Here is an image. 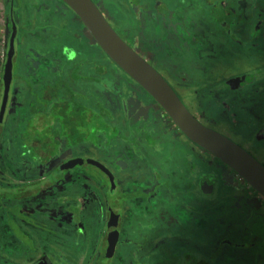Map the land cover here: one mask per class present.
Instances as JSON below:
<instances>
[{"label": "rangeland", "instance_id": "rangeland-1", "mask_svg": "<svg viewBox=\"0 0 264 264\" xmlns=\"http://www.w3.org/2000/svg\"><path fill=\"white\" fill-rule=\"evenodd\" d=\"M93 1L95 4L102 6L103 9H105L106 5L109 7L108 13H112L114 16H109L110 20L112 21L111 24L120 35L121 32H124L128 37L127 39L130 37L128 30L131 27L139 26L137 21L138 19L135 18L137 11L135 12V10L131 9L126 4V7H120L123 0ZM203 1H205V4L195 3L193 4V8V6H190L191 3H194L193 0H142V5L148 10L142 12V14L145 16L143 18L141 17L142 21L145 24L147 23L146 30L152 29V33L155 34L150 39L149 50H151L152 53L155 52L151 46L152 44L154 45L153 40L155 43L161 46L162 42L158 38L163 37L165 32L164 27L162 28V25L159 22L161 16L156 15L153 12L149 13L150 10L156 12V7L158 6L157 3L160 2L167 8H170L172 11H174L177 18L183 21V24L187 26V29L194 34V41L195 39L203 40L204 42H211L212 45V48H210L211 45L208 44L204 47L197 45L196 47L191 46L189 51L185 50L181 52L175 50L177 46L176 44H173L172 47L174 49H171V51L168 52L172 56V58L169 59V63H163V67L160 64L152 65L157 71H162L161 73H163L164 77L171 83L175 91L178 94L180 93L187 108L204 125L207 124L205 122L206 119L201 115L200 111L206 112L211 116L214 114L217 115L218 111L216 110V107L213 106L212 102L215 97L218 96L217 93H221L225 87V85L222 83V81H225V79L218 81L215 80L224 78L226 76H231L235 71L244 68L246 70L247 67H249V72H245V75H247L244 78L245 84L237 93L224 90L226 100L223 101H227L228 105L227 120L223 123L220 122L219 128L217 129L219 130L218 132L223 135L226 134L229 137L232 135L230 138L237 144L242 145L246 150L250 149L254 152H258V155L256 156L258 159H261L260 157L264 158V149L256 138V131L259 128V124L248 125L247 120H245V117L250 115V113L245 112V108L251 109L249 107H251V104L255 102L264 103V94L258 97H255L254 94H252L254 96L252 98L246 94L249 92L247 85L250 83H255L257 87L261 85L263 91L264 85L263 82H259L255 79L259 75V72L257 71L258 64L245 63V58L248 54L247 50H251L246 48L247 45L251 46L252 49H256L258 53L259 51L264 53V0H232L234 2V6L238 10H242L244 7L243 1L245 2V8L243 9L244 12L242 13L244 14V22L240 16H238L239 18H229L232 20V22H230L228 32L222 31L217 34V37L209 36L208 29L217 30L219 25L217 24V26L214 23L216 22V18L213 17V12L210 10L211 5L207 6V1ZM226 1L229 2L231 0ZM21 2H24V4ZM34 4L39 6L37 10L34 9ZM217 4H219V0H216V5ZM24 7L25 10H23ZM11 11L14 12L15 20L19 23L23 14H25L28 19L31 15L33 19H26L25 24L30 23L31 21L34 22L33 26L31 23L29 26H25L27 30L32 29L33 35L35 37L33 41L31 38H29V41L27 40V42L22 44V34L17 37V51L15 58V61L17 60L16 67L21 60L26 59V55H23L25 50L27 53L28 49L29 53L27 54H30L34 57L38 56L36 51H34V48L32 49L31 47L35 46V48H38V50L43 54H46L48 56L47 59L50 60L52 55H56L57 53L61 55L64 53L66 49L60 47L61 45H64V43H66V45H73L77 42V40L73 37V27L77 26L76 23H73L72 21L70 23L67 20L65 21V18L57 16L58 14H56L51 0H16L15 8L12 7V9H8L7 14L3 15L2 9L0 11L1 41L3 36L2 31L5 34V43L2 48H0V53L2 52V54H8V45L12 33V29L9 26V23H11L9 14ZM105 11L107 10L105 9ZM127 14H130V17ZM142 14H140V16ZM155 15L158 20H156ZM54 16L55 19H53L51 22V19L52 17L54 18ZM35 18L39 19L38 23L36 22ZM60 18L62 21H57ZM44 21H47L46 25H44ZM53 24L55 32L52 30L53 27L51 25ZM21 25L22 24L20 23V26ZM259 25H261L260 31L256 30L255 28H259ZM45 27L48 30L49 40L51 43L47 47L42 48V46L39 44V40L46 36L41 34L40 30H45ZM60 29L63 32L62 38L56 33ZM121 37L127 42L126 38H124L122 35ZM42 42L47 44L48 38ZM83 45L84 47L87 46L85 42H83ZM95 46H97L96 43L92 42V44L88 46V52H85V49H83L84 53H86L89 57L93 56L95 53ZM243 48H245V55L242 53ZM189 52L194 54L189 56ZM155 53L158 55L160 51L158 50ZM160 54L163 55L162 52ZM23 56L25 57L22 59ZM148 57L151 60L153 59L151 54H149ZM257 58L251 56V61H256ZM162 59L163 58H161V60ZM4 60L5 57L0 56V77L1 71L5 67ZM194 60H197L196 65ZM262 60H264V58H260L259 61L261 62ZM99 66L101 69H103L101 64H99ZM175 66L182 70L180 75H177L176 72H173L175 71L173 70ZM16 67L14 71L16 70ZM58 69L60 70V75L56 76L57 79L66 77L64 73L66 72L67 67L65 65H61L58 66ZM166 69L168 70L167 73H165ZM46 70V66L42 64L40 69H35L34 76H28L24 73H21L22 76H26L23 81V92H32L34 87L38 88L36 97L33 96L32 98L30 97L31 95H29L27 98V103H30L31 101L33 103L31 105L27 104L28 108H26L25 113H23V118L25 117L23 123L20 126L17 125L15 131L12 130L10 135H6L9 128L7 123L10 118V107L12 106L8 107V110L6 111L3 118V122L0 121L2 141V144H0V191L13 194L17 190L23 191L25 187H29L31 190L30 185L32 183L46 182L45 180L52 176L51 178L54 179L56 187H54V189H52L47 194L49 199L51 196H54L58 193H55L56 190H61L65 196L67 195L69 200H75L76 197L85 198L87 195L89 203L90 200H93V198L96 199V203H99L98 198L101 196V190H96L97 181H92V179L104 180L106 186L110 187L111 189L110 192L107 190L108 193L106 192V196L102 194V197L107 198L109 195L113 201L111 203V207L122 209L121 212L123 213L124 222L126 225L128 221L129 224H135L134 229H130V231L128 229L126 230V233L133 241H138L139 237L141 236V240L146 242V234H148L150 229H154V233H151V235L155 240H149L151 247L145 249L144 252L147 253L150 251L151 254L156 252L155 257L150 258V261L143 259V262L140 260H133L134 263L186 264L185 259H187L188 256H191L190 258H192V260L189 264H192L196 263L195 258H193L196 255V258L199 260L203 259L211 264H220L218 259L213 257L215 255L214 250H208L210 247H203L205 249H202L201 247V245H205L204 240L208 239L210 236L207 231L216 226L212 225V222L209 220H206V218H204L205 215L202 213L206 211L208 207L214 206L216 201H223L224 199L228 201V197L234 198V196H236L237 198H244L246 201L251 200L253 201L254 205H257L260 202L264 204V198L260 196L245 180H243L241 177H238L237 174L233 173V171L227 169L226 165L222 163L219 164V161L215 160L214 157L210 156L209 154H206V151L202 149L203 163L201 165L197 163L196 165L195 162L192 161L193 149L190 147V145H188V142L183 139V135L182 138L176 129L170 128L172 123L169 118L166 120V117L168 116L158 104L149 105L148 113L145 115V118L141 119L142 124L138 126L139 130L135 132L133 139L131 137V140L123 138L119 140L117 139L119 135L114 133L117 128H119V132L125 133L126 131L127 134L132 133V131L135 129L134 122L128 117L124 118L122 115V112L125 111L124 108L122 109V106L120 110L121 114L120 112L116 114L120 108H116L115 111L108 116L107 113H104L108 118L106 125L104 123V114L99 115L93 113V110L89 105L88 109L83 108V117H81V114H78L77 118L75 117V114L71 113L75 107L73 104H71L69 99L63 100L65 98L62 96L61 99L58 100L57 96H55L53 97L52 101L45 100L47 97L43 96L44 89H42V80H44L43 75H48L45 73ZM205 71L208 73L205 74ZM115 72L116 75H114ZM119 72H121L120 75ZM184 72L186 74L185 76ZM230 72L231 74L229 75ZM110 73L114 81L119 84L118 88L114 87L109 91V94L112 97H114L117 91H121L123 89V95L128 96L130 86L134 88L136 93H139V95L140 93L142 94L143 90L139 86H135L132 83V80L120 69H113V71H110ZM94 75L97 74L94 72ZM114 76L117 79H115ZM213 77L214 79L212 80ZM2 79L3 78H0V91L3 95L4 87ZM260 79L263 81L264 76L261 75ZM171 80H173L177 88L173 85ZM112 81L113 80L111 77L107 78L106 84H110L112 86ZM77 84L82 86V83ZM200 87L201 90L199 91L197 88ZM11 90L13 95L15 90L14 79ZM21 94L22 93L20 92L18 94V91L16 90L17 97H19ZM199 94L202 96L199 97ZM12 95L10 96V100ZM233 96L239 100L238 105L233 104ZM20 98L21 102L25 101L23 94L20 96ZM126 100L127 98L125 101ZM62 102L67 105V110H63L60 107ZM35 112L38 113L37 122L34 121L35 119H33V113ZM261 116H263V113H261ZM70 121H74V123L71 124ZM167 121L170 125L167 123ZM208 125L211 127L213 125L217 127L215 123L212 125L208 123ZM224 125H228L230 127L228 132L225 134L223 132H226L227 130L220 127ZM38 126L40 128V134L37 138L41 143H39V146H34V148L36 149V147H42V149H44L42 143L49 142L50 145L46 149L48 151V155H46V157L50 158L51 162L49 163L48 167L41 171V174L43 173L44 175L40 176L38 179V176L27 179L26 177L31 175L29 168L32 163L31 160L34 158H40L39 155L44 151L40 150L38 155L35 152L36 150L31 151L33 144H31V142L38 141L35 139V137H31L32 134L38 133L34 132ZM71 128L78 135V137L75 138V142L70 135ZM75 128H77L78 131H76ZM156 131H158L157 135L155 134ZM250 133L252 136H250ZM12 134L14 135L12 136ZM140 134H143L147 137L154 136L153 139L156 143V147L152 149L153 155L152 151L146 149L142 154H137L135 152V148L127 147V145H130L131 143L134 144L140 137ZM3 144L4 146H8V150L10 151L9 154L6 152V147L2 148ZM73 145H78L77 148H71L73 152L76 151L79 154H82V156H88L89 160L95 159L103 163L106 167H112L111 163L113 162L114 156L119 158L124 156L125 153L129 155L128 157L131 160V164L127 171L116 170L114 172L116 178L115 183L113 184L110 179H108V183H106L108 177L105 178V175L107 174L104 175V172L90 165L87 167H78L68 170V173H66V171H62L61 169L51 173L49 169L52 165L56 164L52 169H57L59 168L58 164L62 163H58L57 158L64 156L66 154V149L68 147H74ZM142 147L145 148V145L143 144ZM138 148L140 147L138 146ZM215 163L219 165H216L214 168L213 166ZM159 166L160 172H164L165 174L169 175L164 179L170 184L171 188H168V192H165V190L161 188V183L163 182H159V179L157 180V177H155V179H153L154 182L151 185L149 198L143 202L145 205L142 207L137 206L138 197L136 196L141 195L142 193H136V189H141L143 187L141 184H139V182L143 181L144 179H148L149 177L151 178L149 172L151 169H154L157 172ZM147 167H150V171H148ZM15 170H17V173H15ZM200 176H202V178L209 177L211 179L214 185V195L206 194L201 190L199 180ZM117 177H119V182L121 181L120 186L117 183ZM124 180H126V182H124ZM58 181L59 183H56ZM159 183L161 186L157 189V184ZM108 187H105L104 189ZM184 187H186V192L183 190ZM221 187L224 189V191H220ZM79 188L81 191L78 190ZM228 188L230 191H235H232L231 194L226 195V190L228 191ZM171 191H173L174 196L167 199L168 197L172 196V194H170ZM179 191L180 194L176 195ZM45 197L46 196L43 195L38 196L35 199H28L29 204L26 206L28 214L25 215L26 221L24 224L26 231L23 230V234V231L19 232V228L17 227L12 228L9 225V221L4 219L3 216H0V220H2L0 223V254L4 255V257H8V262L11 264H37L39 260L47 261V258L50 260L53 258V264H95L96 262H99L98 260L102 262L105 260L104 258L107 259L105 253L100 250V245H97V242L100 240V238H102L101 231L99 232V229L103 228L106 230L105 222H103L102 226L99 227L100 218L98 214L90 215L88 219L84 220V235H78L70 239L67 237L55 238L52 235H50V237L44 236L47 235V233L40 222L43 223L46 219H44L38 212L39 207L45 206L49 212H52L53 209L57 210L56 203L53 205L52 203L49 204L48 200L45 204L44 202H41ZM91 203L95 204V202ZM11 204V202L7 203V206ZM13 204L16 205L14 202ZM21 204L26 205L25 202H21ZM220 204L223 206L225 205L223 202ZM70 205L73 206V203H70ZM160 207H162V209ZM245 207H249L246 202ZM63 208V205H61L58 212L64 211ZM214 208L216 209V206L210 208V210L213 209L216 211ZM24 209L25 208H23V210ZM128 209H130V214L125 212ZM158 209L161 210V213L166 218L163 219L164 223L158 221L153 224L151 221L150 225L145 223L146 228L144 224L138 226L137 221H143L144 223L145 217L155 215L154 213H156ZM23 210H20V212L22 213ZM224 210H226V208ZM230 212L239 215V213H237L234 209H230ZM245 217H238V221L241 225H243L244 222L245 224H248L251 223L250 221L254 220L252 216ZM154 218L156 219V217ZM12 219L15 222L19 220V218H16V216H13ZM259 220L260 224H262L264 221L263 218H259ZM35 223H37V225H35ZM260 224L256 227L251 225L250 232H248L246 229L245 233L239 236L235 233H232L230 237L222 236V232L220 231L219 227H217L218 229L216 228V230L219 231L215 233L213 232V235L219 238L222 237V239H228V242L234 241V239H239L240 242L245 241L246 243L253 237L264 235V226H261ZM142 230H145V234H143ZM258 230L261 231V233L258 234ZM102 236H104V234H102ZM57 237H59L58 234ZM133 241H128V243L126 242L127 245L125 249L122 250L121 256L119 257L122 262L124 261V255L130 254V252H133L139 248L138 244H140L141 241L137 243H133ZM263 245L264 241L260 243L258 248H264ZM33 247L35 248L33 249ZM200 248L202 250H200ZM214 249L216 250L217 248ZM17 250L19 255H16L18 253ZM173 252H177V254L174 255ZM192 253L194 254L192 255ZM56 254L59 255V258L54 257ZM119 259L117 257L113 258L115 261ZM122 262L120 264H122Z\"/></svg>", "mask_w": 264, "mask_h": 264}, {"label": "flooded vegetation", "instance_id": "flooded-vegetation-1", "mask_svg": "<svg viewBox=\"0 0 264 264\" xmlns=\"http://www.w3.org/2000/svg\"><path fill=\"white\" fill-rule=\"evenodd\" d=\"M207 2V6L208 5H211V11L213 12V17L216 18V22L215 25L218 26L217 30L215 29H208L209 31V36L211 37H217V34L222 32V31H226L228 32V28L230 26V22H232V20H230L229 18H239L238 16H240L242 18V21L244 22L243 20V17H244V14H242L244 12V8H245V2L243 1L244 3V7L242 8V10H238L235 6H234V2L231 0L229 2H227L226 0H219V4L216 5V0H206ZM142 2V0H141ZM194 3H191V7L193 6L194 8V5L195 3H204L205 4V1L203 0H193ZM212 4H210V3ZM157 7H156V12L155 11H149V13H154L156 15H160L161 16V19L159 20V22L161 23L162 25V28L164 27V35L163 37H159L158 39L161 40V46H159L157 43L154 42L153 40V43L154 45L152 44V48H153V51L156 52V48L162 52L163 54V59L161 60L162 57L156 55L155 52L152 53L151 50H148L146 52H143L140 48V45H141V42L136 39L134 42H132L131 44L129 43V41H127L140 55H142L150 64H153V65H157V64H160L162 65L163 67V63H169V59L172 58V56L168 53L169 51H171V49L173 50L174 48L172 47L173 44H176V48L175 50H178V51H189L191 49V46L193 47H196L197 46H201V47H204L205 45H211V42H204L203 40H198V39H195V41L193 40L194 39V34L187 29V26L185 24H183V21L179 20L177 18V16L175 15L174 11H172L170 8H167L166 6H164V4H162L161 2L160 3H157ZM145 11H148L146 8L145 9H141L139 11L140 14H142V12H145ZM155 15V18L156 20L157 17ZM149 16V15H147ZM140 17H145L143 14L140 16ZM151 17V16H150ZM142 18H141V22H142V31H140V35L142 36V39L147 41L149 40V38L151 39L153 35L155 34H151L152 36H148L147 34V30H146V24L142 21ZM154 18V19H155ZM159 18V17H158ZM110 19V18H109ZM212 20V18H211ZM111 21V20H110ZM112 23V21H111ZM258 25V24H257ZM256 30L260 31V28H261V25H259V28L255 27ZM152 30V29H151ZM234 38V37H232ZM235 39V38H234ZM152 43V42H151ZM206 43V44H204ZM210 48H212V45L210 46ZM246 48H249L251 50H247L248 51V54H247V58L248 60L251 61V56L254 57V58H257L256 61H254L255 63H258L259 64V60L260 58H264V53H261V51H259V53L256 51V49H252L251 46L247 45ZM244 49V52H245V48ZM151 54L152 56V60L149 59L148 55ZM194 53H188L189 56L193 55ZM261 54V55H259ZM263 54V55H262ZM108 58V57H107ZM109 59V58H108ZM214 59V58H213ZM110 60V59H109ZM110 62H112L110 60ZM195 62V65L197 63V60H194ZM113 63V62H112ZM253 63V62H252ZM114 64V63H113ZM115 65V64H114ZM116 66V65H115ZM34 67L37 68H40L39 67V64H34ZM117 67V66H116ZM118 68V67H117ZM120 69V68H118ZM208 69V68H206ZM258 71H259V75L258 77L256 78V80H258L259 82H263V85H264V80L262 81L260 79V76L263 75L264 76V60H262L260 62V64L258 65L257 67ZM121 70V69H120ZM175 71L173 72H176L177 75L181 74V71L178 67L175 66V68L173 69ZM122 71V70H121ZM167 73L168 70L166 69L165 70ZM162 72V71H161ZM160 72V73H161ZM163 75V73H161ZM171 74V73H170ZM205 74H207V71H205ZM127 75V74H126ZM172 75V74H171ZM185 72H184V76H185ZM128 76V75H127ZM247 76V75H245ZM129 77V76H128ZM164 77V75H163ZM130 78V77H129ZM165 78V77H164ZM131 79V78H130ZM166 79V78H165ZM233 79H238L237 77L233 78ZM132 80V79H131ZM167 80V79H166ZM244 81V78H240V82ZM168 81V80H167ZM230 81H232V79L230 80H225V82H223V84L225 85V88L223 89L226 90V91H231V92H236L237 89L239 88L240 84L236 83V82H232L230 84ZM169 82V81H168ZM171 82L173 83V85L176 87V84H174L173 80H171ZM132 83L135 85V86H139L136 82H134L132 80ZM170 83V82H169ZM213 84V83H212ZM171 85V83H170ZM180 85V84H179ZM214 85V84H213ZM252 85V87L250 88V86ZM172 86V85H171ZM131 87V86H130ZM140 87V86H139ZM173 87V86H172ZM115 88H118V86H116ZM141 88V87H140ZM177 88V87H176ZM142 89V88H141ZM174 89V88H173ZM198 90H200L199 88H197ZM247 89L249 90V96L252 97H258L260 95H263L264 94V91L263 89L261 88V85H259V87L256 86L255 83H250L249 85H247ZM143 90V89H142ZM175 90V89H174ZM190 90V89H189ZM188 90V91H189ZM124 93V89L122 91ZM121 91H117V93L114 95V97H112L110 94H109V91L107 92H104L103 93V96L105 97V101H108V103L110 105H112V112L115 111V109H119L117 111V113L120 112L121 110V106H122V109L124 108V112H122V115L125 117H128L130 118L133 122H134V126H135V129L132 131V133L130 134H127L126 131L125 133L124 132H119V128H117V130H115L114 133L118 134V138L119 140H121L122 138L123 139H130L132 137L133 139V136L135 135V132L137 130H139V127L140 124H142V120L143 118H145V115L148 113V108H149V105L152 104V105H157L154 103V101L152 100V98L146 94V92L143 90L142 91V94L140 93H136V91L134 90L133 87H131V90H129L128 92V97H127V100L124 101L122 103L121 101V95H120ZM123 93H122V96H123ZM251 93V94H250ZM178 94V93H177ZM247 94V93H246ZM254 94V96L252 95ZM180 96V98L182 99L180 93L178 94ZM183 100V99H182ZM220 102V101H219ZM224 105L227 106V102L226 101H223L222 102ZM124 105V106H123ZM160 107V106H159ZM161 108V107H160ZM251 109H246L245 108V112H248L250 113V115L246 116L245 117V120H247L248 122V125L249 124H259V128L257 129L256 131V138L259 142V144L263 147L264 149V116H261L260 113H264V103H258V102H255V103H252L251 104V107H249ZM162 109V108H161ZM121 113V112H120ZM237 114V112H236ZM166 118H169V117H166ZM170 119V118H169ZM171 121V120H170ZM169 123V122H168ZM171 125H170V128L172 129H176L178 131V134L181 135L182 137V133L178 130V128L173 124V122L171 121ZM208 125V124H206ZM263 125V126H262ZM210 126V125H208ZM211 127V126H210ZM214 129H216L217 131H219L217 128L218 127H215V126H212ZM221 128L227 130L226 132H223L224 134L228 132V130L230 129V127L228 125H224V126H220ZM222 132V131H221ZM155 134L157 135L158 134V131L155 132ZM226 135V134H225ZM140 137L136 140V142L134 144H130V145H127L128 148H135V152L137 154L139 153H143V151L146 149V150H149V151H152V149L154 147H156V143L154 142V139L153 137H147L143 134H140L139 135ZM184 136V135H183ZM250 136L251 133H250ZM226 137L230 138L232 137V135H230V137L228 135H226ZM183 138V137H182ZM184 140H186L188 142V139L183 138ZM231 139V138H230ZM131 140V139H130ZM191 142V141H189ZM143 144L145 145V148H143ZM190 145H192V149H193V156H192V161L195 162V164L197 165V163L199 165H201L200 161H202V150L201 148H199L198 146H196L195 144H193L192 142L190 143ZM138 146L140 148H138ZM187 146V144H186ZM242 146V145H241ZM243 147V146H242ZM244 148V147H243ZM71 150V151H70ZM70 150H66V154L64 156H61L59 158H57L58 160V163L59 162H62L61 164H58L59 165V168L57 169H52L55 165H52L51 168L49 169V171L52 173L54 171H58L59 169H61V166L63 164H65L66 162H69V161H72V160H75V159H84V160H89L88 159V156H82V154H79L78 152H73L72 149ZM250 154H252L254 157H256L258 155V152H254L253 150H247ZM145 152V151H144ZM204 152V151H203ZM206 154H209L207 152H205ZM152 155H153V151H152ZM210 156H212L211 154H209ZM129 155L127 153L124 154V156L122 157H119V158H116V156L113 157V162L111 163V166L112 167H107L108 170L110 171L111 174H113V176L115 175V171L118 170V171H127L129 169V166L131 164V160L130 158L128 157ZM213 157V156H212ZM257 158V157H256ZM261 159H258L261 163L264 164V158L260 157ZM215 160H217L215 157H214ZM95 160V159H94ZM97 161V160H95ZM218 161V160H217ZM99 162V161H98ZM101 163V162H100ZM103 164V163H101ZM221 164V162L219 163ZM217 163L214 164V168L215 166L219 165ZM104 165V164H103ZM136 165L138 166V164L136 163ZM88 165H84L83 167H87ZM78 168V167H77ZM227 169L231 170L230 168L226 167ZM45 169V168H44ZM75 169V168H74ZM148 171H150V167H147ZM180 170V169H179ZM216 171V169H215ZM233 171V170H231ZM69 171H66V173H68ZM233 173H235L233 171ZM38 177L37 179L44 175L43 173L41 174V171L38 173ZM151 178L149 177L148 179H144L143 181H140L139 184H141V186H143L141 189H136V193L140 192L141 195H137L136 197H138V204L137 206H143L145 205L143 202L149 198V193H150V190H151V185L152 183L154 182L153 179H155V177H163L164 178H167L169 175L168 174H165L164 172H160V166L158 167L157 169V172L154 170V169H151V171L149 172ZM236 174V173H235ZM105 175V173H104ZM106 176V177H105ZM104 177L107 178V181L106 183H108V179H110L109 176L105 175ZM238 176V175H237ZM239 177V176H238ZM115 178H116V175L114 176V183H115ZM118 178V181L117 183L119 184L120 186V182H119V177ZM202 176L199 177V180H200V188H201V181H202ZM207 179V182H208V185L211 189V193L209 195H214V185H213V182L211 181V179L209 177H205ZM27 179H30V178H27ZM96 180L97 181V185H98V189L101 190V196H99L98 198V201L99 203H96V199L93 198V200L91 201L90 200V203L88 202L89 200H87L86 202V205L85 207L83 208L85 210V212H88V209L90 207H93V206H98V213L100 214V216L102 217V222L100 223L99 227L102 226V223L105 222V227H106V230H104L103 228L99 229V232L101 231V237L100 240L97 242V245L99 244L100 245V250L103 251V253H105V256H107V251H108V239H109V234L111 231H114V229H110L108 228V225L109 223L111 222L112 220V213L115 214L117 217H118V228L117 230L120 232V237H119V241L117 243V246H116V250H115V253L114 255L112 256L111 259L108 258L107 256V259L109 260H112L113 258L117 257L119 259V257L121 256V252L122 250L125 249L128 241H133L129 236L128 234L126 233V230L128 229L130 231V229H134L135 227V224L134 223H131V224H127L124 222V216H123V213L121 212V208H113L111 207V203L113 202L112 199L110 198V196L108 195L107 198L105 197H102L103 195L106 196V192L107 190L110 192V187L106 186V184H104V180H97V179H92V181ZM124 182H126V180H124ZM211 184H212V188H211ZM105 187H108L106 189H104ZM115 188V187H114ZM121 189V188H120ZM116 190V188H115ZM183 190L185 191L186 190V187L183 188ZM202 190V188H201ZM232 191H235V190H231V191H226V195L228 194H231ZM186 192V191H185ZM213 192V193H212ZM108 193V192H107ZM238 193V192H237ZM103 194V195H102ZM180 194V191L177 192L176 195ZM56 195V194H55ZM54 195V196H55ZM174 195H172L171 197H168L167 199L169 198H172ZM36 198V197H35ZM35 198H30V199H35ZM140 198V199H139ZM167 201V200H166ZM65 203V201H63ZM91 202H95V204L91 203ZM245 202L247 203V205L249 206L248 208L245 207ZM92 204V205H91ZM215 204H217V201L215 202ZM214 204V206H215ZM62 205V204H61ZM87 205H91L90 207H87ZM219 205V204H218ZM228 206V207H227ZM162 209V207H160ZM225 208H228L229 210L230 209H234L237 213H239V215H235L233 221H232V226L230 228L231 230V233L229 235H227L228 237H230V235L232 233H235L236 235H241L243 233H245V231H241V229H238V224H240V222L238 221V217L239 216H247V217H251L254 218L253 221H250L251 223H248V227L250 228V224L253 225L255 224V226H258L260 224V220L259 218H263L264 220V204L262 202L258 203L257 205H254L253 204V201L251 200H245L244 198H237L236 196H234V198L232 197H228V201L226 203V207ZM64 210V209H63ZM151 210V209H150ZM127 214L131 213L130 212V209L126 210L125 211ZM199 212V211H198ZM151 213H154V212H151ZM263 213V215H262ZM59 216V218L57 219L56 218V222L59 224V228L61 229L63 227V229L67 228V226L65 225L66 223L70 222L73 217H72V214L70 213H65V211H59L57 213L54 214V216L56 217L57 215ZM155 215H151V216H146L145 217V222L143 223V221H137L138 222V226H141L144 224L145 226V223H148V225H150V222L152 221L153 224H155L156 222L160 221V222H163V219H166L163 214L161 213V210L158 209L156 213H154ZM108 215V217H107ZM156 217V219L154 218ZM149 218V219H148ZM246 218V217H245ZM151 223V224H152ZM164 223V222H163ZM82 225H84L82 222L80 223V226L82 227ZM241 225V224H240ZM261 226H264V221L262 224H260ZM78 226V225H77ZM242 226H245V222L243 223ZM146 228V226H145ZM116 230V229H115ZM143 234H145V230H142ZM151 233H154V229H150V231L148 232V234H146V242L144 240H141V243H140V246H139V249H140V254L138 256L139 260L142 261L145 257H150L152 256L150 251L145 253L144 250L145 249H148L149 247H151L150 245V241L151 239H153L154 237L151 235ZM261 233V231L258 230V234ZM102 234H104V236H102ZM140 236V235H139ZM141 237V236H140ZM232 238V237H231ZM245 239V238H244ZM96 240V239H95ZM155 239H153L154 241ZM192 241V240H191ZM264 241V235L262 236H259V237H253L251 238L249 241H247L245 243L244 242H240L239 239H234V241H229L228 242V239H225L222 244L223 245H227V247H231V248H223L222 250H218L216 253H218L217 255L215 254L214 256H216V258L218 259L219 263L220 264H238V263H242V264H264V248H258L260 243ZM127 242V243H126ZM134 243V241H133ZM137 243V242H136ZM135 243V244H136ZM139 245V244H138ZM264 246V245H263ZM234 247V248H232ZM125 256L124 255V259H125ZM100 258V256H99ZM43 259V258H42ZM228 260V261H227ZM122 261L119 259L117 260V263L120 264ZM37 264H53V262H51L50 259L47 258V261L46 260H39ZM123 264V262H122ZM130 264H136L134 263L133 261L130 263Z\"/></svg>", "mask_w": 264, "mask_h": 264}, {"label": "water", "instance_id": "water-1", "mask_svg": "<svg viewBox=\"0 0 264 264\" xmlns=\"http://www.w3.org/2000/svg\"><path fill=\"white\" fill-rule=\"evenodd\" d=\"M60 1L70 8L81 21L87 31L89 40L96 43L118 68L136 82L152 98L155 104H158L164 110L173 124L189 141L233 170L264 198V164L241 145L212 127L204 125L194 116L163 75L115 30L107 13L99 4H95L93 0ZM17 37L18 27L13 21L3 74L4 94L0 109V121L2 122L10 103ZM232 82L239 84L240 80H232L230 84ZM84 165H90L101 170L110 177L112 184L114 183L113 174L105 165L95 160L75 159L63 164L61 170L68 171ZM201 188L204 193H211L206 178H202ZM108 228L114 229L110 232L108 239L107 256L111 259L120 237V232L117 230L118 217L113 213Z\"/></svg>", "mask_w": 264, "mask_h": 264}, {"label": "crops", "instance_id": "crops-1", "mask_svg": "<svg viewBox=\"0 0 264 264\" xmlns=\"http://www.w3.org/2000/svg\"><path fill=\"white\" fill-rule=\"evenodd\" d=\"M15 1L16 0H0V11L2 9L3 11V15L7 14V10L8 9H12L15 8ZM21 1H27V0H21ZM51 2L53 3L54 9L56 11V14H58L57 16L61 17V18H65V21L67 20L68 22L71 23V21L73 23H76L77 26H74V35L73 37L77 40V42L73 45H66V43H64V45H61L60 47L65 48L66 50L64 51L63 54H56V55H52L50 60L47 59V55L43 54L41 51L38 50V48L31 47L32 49L34 48V51H36V54L38 56L34 57L29 53L28 49H27V53L26 50L24 51L25 53L23 55H26V59L25 60H21L20 63L17 65L18 67V72H17V67H16V61H15V66L14 69L16 67V70L14 71V82H15V90L14 93L12 95L11 98V103H9L10 107V114H9V121H8V132H10L9 130L12 131V129L16 128V126H20L23 123V120L25 119V117L23 118V113H25L26 108H28L27 104H32L33 102L31 101L30 103H27V98L29 95H31L30 97L33 98V96H37V92H38V88L34 87V90H32V92H28V91H24L23 92V88H24V79L26 78V76H22L21 73H24L25 75H31L34 76V71L36 69V67H34V64H39V67L41 68V65L44 64L47 68L46 70V76L43 75L44 80L43 81V85H42V89H44V97H47V99H45L46 101H52L53 97H54V93H56L57 95V99L60 100L61 97L63 96L65 99L63 100H70L71 104L74 105V109L71 111L72 114H75V117L78 118V114H81V117H83L84 113H83V108H87L90 106L91 109L93 110V113L95 114H99L102 115L104 113H107L108 115H111V113H113L111 111V107L112 105H110L108 103V101H105V97L103 96L104 92H108L111 89H113L114 87L118 86L119 84H117L113 77L111 76L110 71H113V69L119 70L112 62H110V60L107 58V56L101 51V49L98 46H95L94 49V55L89 57L87 56L85 52H88V46H90L92 44V42L89 40L87 31L85 30L83 24L81 23V21L75 16V14L71 11L70 8H68L65 4H63L60 0H51ZM24 4V2H21ZM38 5L34 4V9L37 10L38 9ZM23 10H25V7L23 8ZM71 12V13H70ZM9 19L11 20V23H9L10 28L12 29V23L13 21L15 22V24L18 27V37L20 36V34H22V44H24L25 42H27V40L29 41V38L32 39V41L35 39L34 35H33V31L32 29L27 30L25 26H29V24L31 23V25H34V22L31 21L30 23H26L25 24V20H33L31 15L29 16V19L27 18V16L25 14L22 15L21 17V21L20 23L22 24L20 26V23L18 21L15 20V16H14V12L11 11V13L9 14ZM58 19L57 21H62V19ZM36 22L38 23L39 19L35 18ZM42 19V18H40ZM53 19H55L52 17L51 22L53 21ZM4 21V20H3ZM36 23V24H37ZM47 21H44V25H46ZM52 27L54 26L51 25ZM53 32H55V29L53 27ZM41 34H44L46 37H43L39 40V44L43 47H47L51 42L49 40V33L48 30L45 27V30H40ZM3 36H2V41L0 39V48H2V46L5 43V34L2 31ZM57 35L59 37H63V32L62 30H58ZM48 38V42L47 44L42 42L45 39ZM83 42L86 43L87 46L84 47ZM28 48V46H27ZM41 48V49H42ZM8 50H9V45H8ZM16 50H17V44H16ZM73 50H75L77 52V56L74 60H69L68 57H70L73 53ZM243 55H245L244 49L242 50ZM66 54V56H65ZM0 56L5 57L4 60V64H6V60H7V55L2 54V52L0 53ZM87 56V57H86ZM25 56L22 57V59ZM65 57V58H63ZM36 58V59H35ZM46 62V63H45ZM255 63L254 61H250L248 60V58H245V63L246 64H251V63ZM99 64L102 65V68H100ZM258 64V63H256ZM260 64V62H259ZM258 64V65H259ZM61 65H65L67 67L66 72L64 73V75H66V77H61L59 79H57V75H60V70L58 69V66ZM108 66V67H107ZM112 67V68H110ZM37 68V69H40ZM257 70V69H256ZM258 71V70H257ZM94 72L97 75H94ZM245 72H249V67H247V69H240L235 71L231 76H226L224 78H220V79H216L215 81L218 80H236L233 79L235 77H237L239 80L240 78H245ZM259 72V71H258ZM208 73V72H207ZM3 74H4V68L1 71V77L3 78ZM121 74V72H119V75ZM231 74V72L229 73V75ZM259 74V73H258ZM110 75V76H109ZM116 75V72L115 74ZM113 80L112 81V86L110 84H106V80L107 78H110ZM115 77V76H114ZM30 78V77H28ZM65 79V80H64ZM115 79H117L115 77ZM214 79V77L212 78V80ZM256 79V78H255ZM3 80V79H2ZM211 80V81H212ZM225 81H222V83ZM77 83H82V86H79ZM241 83V84H240ZM240 86L237 89L236 92L233 93H237L245 84V82L241 80V82H239ZM45 87V88H43ZM252 87V85L250 86V88ZM201 88V87H200ZM225 88V87H224ZM16 90L22 93L25 97V101L21 102V98L20 96H22V94L17 97L16 95ZM131 90V87H130ZM123 90H121L120 93V97H121V101L122 103L125 101V99L128 97L126 96H122V92ZM95 92V95H94ZM93 93V94H92ZM249 93L247 92V95ZM34 97V99H35ZM50 99V100H49ZM233 100V104L238 105L239 100L236 97H232ZM25 102V103H24ZM58 102V101H57ZM64 102L61 103V108L63 110H67V105L64 104ZM89 105V106H88ZM8 106V107H9ZM244 107V106H241ZM16 111V112H15ZM42 112V111H41ZM67 112V111H64ZM34 117L33 119H35L34 121L37 122V116L38 113L35 112L33 113ZM116 114H118L116 112ZM121 114V113H120ZM107 115V116H108ZM261 115V113H260ZM33 116V115H32ZM107 116L104 114V123H106L108 121ZM264 116V113H263ZM167 120V118H166ZM71 124L74 123V121H70ZM168 123V121H167ZM169 124V123H168ZM106 125V124H105ZM76 131H78L77 128H75ZM39 126L37 127V129L34 132H38L37 134H32L31 137H35V139L38 140L37 137H39ZM6 133V135H7ZM70 135L72 136V138H77L78 135L76 134V132L71 128V133ZM186 141V140H185ZM75 142V141H74ZM36 144L35 146H39L41 142H39V140L37 142H31ZM50 145L49 142H43L42 146L44 147V149L38 148V150H46L47 147ZM188 145H190L188 143ZM78 145L74 146L73 148H77ZM191 148L192 145H190ZM68 150V149H67ZM227 191V190H226ZM228 191H230V189L228 188ZM201 213V210H200ZM129 224V221L128 223ZM193 241V240H192Z\"/></svg>", "mask_w": 264, "mask_h": 264}, {"label": "trees", "instance_id": "trees-1", "mask_svg": "<svg viewBox=\"0 0 264 264\" xmlns=\"http://www.w3.org/2000/svg\"><path fill=\"white\" fill-rule=\"evenodd\" d=\"M121 3H122V5L120 7H126L125 6V4H126L131 9L135 10V12L137 11V13L135 14V18L138 19L137 21L139 23V26L138 27H131L128 30V32L130 34L129 39H127L128 37H127V35L124 32H121V35L124 38H126L127 41L130 40L129 41L130 44L132 42H134L136 39H138L141 42V45H140L141 50L143 52L148 51L150 49V47H149L150 46V38H149V40L145 41V40L142 39V36L140 35V31H142V26H141L142 25V22H141V17H140L139 11L141 9H145V7L142 5L141 0H123V2H121ZM108 8L109 7H107V5H106L105 9L107 11H105V9H104V12L107 13L108 18H110L109 16H111L112 13H110V14L108 13ZM127 15L130 17V14H127ZM147 34H148V36L151 37L152 36L151 35L152 34V30L151 29H148L147 30ZM157 51H158V49L156 48V52ZM158 56H160V57L163 58V55H161V54H159ZM180 83H182V82H180ZM199 89L201 90V88H199ZM54 94H55L54 95V97H55L57 94L56 93H54ZM217 95L218 96H216L215 99L212 102L213 106H215L216 107V110L218 111L217 115L214 114L213 116H211L210 114H207L206 112H202V111H200V112H201V115L206 119L205 122L207 124L209 123V124L212 125L213 123H215V125L218 127L220 122L223 123V122H226V120H227V114H228L227 106L228 105L226 106V105H224L222 103L223 100H226L224 91H222L221 93L218 92ZM2 96H3L2 95V92L0 91V107H1ZM201 96L202 95L199 94V97H201ZM111 111H112V108H111ZM0 127H1V124H0ZM15 129L16 128H14L12 130L15 131ZM10 134H11V130H10V132L7 135H10ZM13 135L14 134H12V136ZM74 141H75V138H74ZM188 143L190 144L191 142H189V140H188ZM0 144H2V141H1V128H0ZM35 145L36 144H34V143L32 144L31 151L36 150L35 152L38 155L39 154V150H38L37 147H36V149L34 148ZM3 146H4V144H3ZM3 146H2V148H5L6 147V149H7L6 152H8V154H9L10 151L8 150V146H4V147ZM71 148H73V147H68L67 149H71ZM35 152H33V153H35ZM46 155H48V151L47 150L43 151L39 155L40 158H38V159L34 158V159L31 160L32 163H31V165L29 167L30 168L31 175L27 176L26 178H30L31 179L33 177L38 176L39 175L38 173L40 171L44 170V168H46V167L49 166V163L51 162V159L50 158H47ZM200 163L202 164L203 161H200ZM15 173H17V170H15ZM51 177L52 176L48 177L45 180L46 182L32 183L30 185L31 186V190L29 189V187H25L23 191L22 190H19V191L17 190L13 194H9V193H5V192L0 191V216L1 217L3 216L4 219L8 220L9 221V225L12 228H15V227L19 228V230H18L19 232H21L23 230L26 231V229L24 227V224H25V221H26V219H25L26 216L25 215L28 214L27 209H26V206L29 204V200L28 199L29 198H32V197L33 198H35V197L37 198L38 196L45 195L46 197L41 202H44V204H45L47 202V200H48V203L49 204L52 203V205H53L54 203H56L57 204V210L56 209H53L52 212H49V211H47V209L45 208V206H40L39 207L38 212L42 215V217L44 219H46L45 222H43V223L40 222V224L43 226V228L45 229V231L47 233V235H44V236L50 237V235H52L55 238L67 237V238L70 239V238H74V237H76L78 235H84V233H85V227H84V225H82V227H81L80 226V223L81 222L83 223L84 220L88 219L89 216L90 215H93V214H98V216L100 218V223L102 222V217L98 213V206L90 207L92 204L91 205H87V207H90L88 209V212H85V210L83 209L85 207V205H86L87 200H88L87 199V195H86L85 198H81L79 196L81 199L76 197L75 200H69L68 197H67V195L65 196L63 194V191L56 190L55 193H57V192L58 193L55 196H51V198L49 199V196H47V194L52 189H54V187H56V184L54 182V179L51 178ZM158 179H159V182H163V183H161L162 186L160 185V183L157 184V189L161 186V188L164 189L165 192H168V188H171L170 184L168 182H166V180L163 179V177H161V176L157 177V180ZM59 181L56 182V183H59ZM163 187H167V188H163ZM89 188H90V185H89ZM78 190H80V188ZM96 190H98V185L96 186ZM220 191H224V189H222V187H221L220 188ZM170 194L173 195V191H171ZM63 201H65V203ZM10 202L12 204L9 205V206H7V203H10ZM13 202L16 203V205H14ZM21 202H25L26 205H22ZM221 202H223L225 205L223 206L222 204H220ZM70 203H73V206H71ZM226 203H227V200L226 199H224L223 201H217V205H215L216 206V209L214 208L216 211H214L213 209L210 210V208H213L214 207V206H211V207H208L207 210L202 213L203 215H205L204 218H206V220H209L210 222H212V225H216V226L213 227L211 230H208L207 231V233L210 236H209L208 239H205L204 240V242H205L204 244L205 245H201V247H202V249H205V248H209L210 247L208 250H210V249L211 250H214V254H216V255L218 254V253H216L218 250H222L225 247L226 248H231V247H227V245H223L222 244V242L225 239H222V237L219 238V237L213 235V232L215 233V232H218L219 231V230H216L217 227L220 228V231L222 232V236H227V235H229L231 233L230 228L232 226V221H233V219H234V217H235L236 214L235 213H231L228 208H226V210H224L225 207H226ZM61 204L64 207L63 208L64 211L72 214V217H73V219L70 222H68V223L65 224L67 226V228H65V229H63V227L61 229L59 228V224L56 222V218L58 219L59 216L57 214H56L57 215L56 217L54 216V214L57 213L58 210L60 209ZM218 204H220V205L218 206ZM217 206H218V208H217ZM23 208H25V209L23 210ZM20 210L21 211L23 210V212L21 213ZM8 215H10V216H8ZM12 215L13 216H16V218L18 217L19 220L17 222L13 221V219H12L13 216ZM75 215H76V217H75ZM1 222H2V220H0V223ZM90 223H91V221H90ZM87 224H88V222H87ZM35 225H37V223H35ZM237 226H238V229H241V231H246V229H247L248 232L251 231V228H249L247 224H245V226H242V225L238 224ZM249 226H251V224ZM253 226H255V224H253ZM24 231L22 232V234L24 233ZM57 234L59 235V237H57ZM140 239H141V237H139V240L138 241L135 240L134 242H140L141 241ZM139 246H140V244H139ZM203 247H205V248H203ZM34 248L35 247H33V249ZM214 248H217V249L215 250ZM140 249L138 248L135 251L130 252V254H127L125 256V259L123 261V264H130L133 260H139L138 256L140 254ZM202 249L200 248V250H202ZM17 252H18V250H17ZM173 253H174V255L177 254V252H173ZM193 254L194 253H192V255ZM16 255H19V252ZM151 255L152 256H150L148 258L145 257L144 260L150 261V258L155 257L156 252L154 254H151ZM3 257H4V255L0 254V264L10 263V262H8V257H4V258ZM54 257L55 258H59V255L56 254V255H54ZM190 257L191 256H188L187 259H185L186 264L191 263L192 258H190ZM213 257H216V256H213ZM193 258H195L196 263H192V264H211V263H209V262H207V261H205L203 259H200V260L197 259L196 258V255ZM104 259L105 260H103L102 262L100 260H98L99 262H96L95 264H99V263L100 264H113V263L114 264H118L117 261H115L113 259L112 260H109V259H106V258H104ZM51 262H54L53 258H52ZM141 262H143V260ZM12 263H14V262H12ZM169 263H170V260H169Z\"/></svg>", "mask_w": 264, "mask_h": 264}, {"label": "clouds", "instance_id": "clouds-1", "mask_svg": "<svg viewBox=\"0 0 264 264\" xmlns=\"http://www.w3.org/2000/svg\"><path fill=\"white\" fill-rule=\"evenodd\" d=\"M77 56V52L75 50H73V53L70 57H68L69 60H74Z\"/></svg>", "mask_w": 264, "mask_h": 264}]
</instances>
